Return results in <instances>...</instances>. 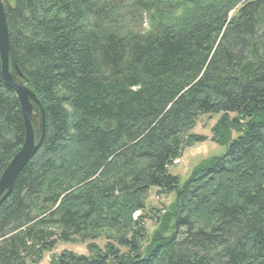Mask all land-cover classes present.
Returning <instances> with one entry per match:
<instances>
[{
	"label": "trees",
	"instance_id": "16d2710c",
	"mask_svg": "<svg viewBox=\"0 0 264 264\" xmlns=\"http://www.w3.org/2000/svg\"><path fill=\"white\" fill-rule=\"evenodd\" d=\"M3 2L14 76L47 120L0 206V264H36L78 238L89 255L52 264H264V0ZM214 113L242 134L182 184L169 168ZM25 135L0 57V177ZM152 189L176 199L134 218ZM147 217L160 229L146 245Z\"/></svg>",
	"mask_w": 264,
	"mask_h": 264
},
{
	"label": "rangeland",
	"instance_id": "374dc122",
	"mask_svg": "<svg viewBox=\"0 0 264 264\" xmlns=\"http://www.w3.org/2000/svg\"><path fill=\"white\" fill-rule=\"evenodd\" d=\"M188 6H190V4L186 3L187 8ZM138 10L137 12L141 14L140 11ZM182 13L183 12H180L178 16ZM135 25L138 29H143L147 27L148 21L146 20V16L140 15L136 19ZM20 82L28 86L22 80H20ZM234 117L235 115L231 113L230 118H234ZM222 118H223V113L206 114V115H202L199 118L192 132L197 134L202 139L194 141V143L187 145L182 151L181 159L175 160L174 163L169 168L172 174L180 177L182 184L190 177L196 166H198L200 163H202L205 160L211 159L213 156H219L224 154L227 150V142L231 139L237 138L242 134L241 130L235 128L228 129L227 131H224V129L219 128V123L221 122ZM33 119L36 122L37 127L39 128L41 125V118L40 115H38L37 111H34ZM220 135H225V138L221 139V141L217 139L220 137ZM175 199H176V192H172L169 194H161L160 196H158L157 190L152 189L148 193V195H146L145 198L147 209L145 211H137L136 213H134L133 217L137 219L141 217L142 214L144 217L146 215L151 216L152 213L150 212V210L152 207H157L158 209H162L163 213L167 212L169 209H167L166 207H171ZM144 220L146 223L147 238H148V240L145 241L144 243L147 245L149 244V238H151L152 234L154 233L153 231H155L156 229H160V227L157 226V222L154 218H152L151 220L149 217H147ZM101 233L102 234L100 235V237L93 240V242L101 247H104L110 240L109 237L114 235V231L111 229H104V231H102ZM90 242H92L90 238L84 241H81L80 238H78V240L74 242L59 241L56 247L52 251L44 252L43 258L40 260V262L36 264H52L57 259V256L65 250L72 251L77 254L89 255L90 250L88 248V244Z\"/></svg>",
	"mask_w": 264,
	"mask_h": 264
},
{
	"label": "water",
	"instance_id": "95a60500",
	"mask_svg": "<svg viewBox=\"0 0 264 264\" xmlns=\"http://www.w3.org/2000/svg\"><path fill=\"white\" fill-rule=\"evenodd\" d=\"M0 57L3 79L15 92L20 101L26 127L23 146L14 155L0 177L1 206L4 200L10 195L19 173L39 150L46 132L47 120L46 109L38 95L14 76V71L21 77L22 72L11 56L9 28L3 0H0ZM34 105L40 111L41 125L39 128L33 119Z\"/></svg>",
	"mask_w": 264,
	"mask_h": 264
}]
</instances>
